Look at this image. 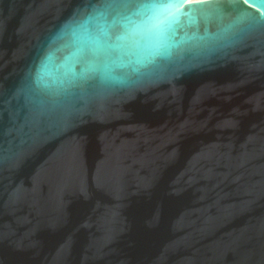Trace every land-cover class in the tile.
<instances>
[{"label":"water","instance_id":"obj_1","mask_svg":"<svg viewBox=\"0 0 264 264\" xmlns=\"http://www.w3.org/2000/svg\"><path fill=\"white\" fill-rule=\"evenodd\" d=\"M105 4L0 0V264H264V0L194 4L195 65L38 95L42 43Z\"/></svg>","mask_w":264,"mask_h":264},{"label":"clouds","instance_id":"obj_2","mask_svg":"<svg viewBox=\"0 0 264 264\" xmlns=\"http://www.w3.org/2000/svg\"><path fill=\"white\" fill-rule=\"evenodd\" d=\"M200 0H106L69 19L42 43L32 86L42 97L129 89L195 65L202 39L191 15ZM31 71V69H30Z\"/></svg>","mask_w":264,"mask_h":264},{"label":"snow or ice","instance_id":"obj_3","mask_svg":"<svg viewBox=\"0 0 264 264\" xmlns=\"http://www.w3.org/2000/svg\"><path fill=\"white\" fill-rule=\"evenodd\" d=\"M253 2L255 3V2H256V0H253ZM262 6H264V4H262ZM243 11H246V10H244V9H243Z\"/></svg>","mask_w":264,"mask_h":264},{"label":"bare ground","instance_id":"obj_4","mask_svg":"<svg viewBox=\"0 0 264 264\" xmlns=\"http://www.w3.org/2000/svg\"><path fill=\"white\" fill-rule=\"evenodd\" d=\"M201 1V0H200Z\"/></svg>","mask_w":264,"mask_h":264}]
</instances>
